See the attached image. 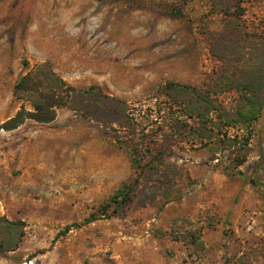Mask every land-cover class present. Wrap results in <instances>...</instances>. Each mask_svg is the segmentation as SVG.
I'll return each instance as SVG.
<instances>
[{
  "label": "rangeland",
  "instance_id": "1",
  "mask_svg": "<svg viewBox=\"0 0 264 264\" xmlns=\"http://www.w3.org/2000/svg\"><path fill=\"white\" fill-rule=\"evenodd\" d=\"M47 67L76 91L0 129V264H264V0H0V123Z\"/></svg>",
  "mask_w": 264,
  "mask_h": 264
},
{
  "label": "trees",
  "instance_id": "2",
  "mask_svg": "<svg viewBox=\"0 0 264 264\" xmlns=\"http://www.w3.org/2000/svg\"><path fill=\"white\" fill-rule=\"evenodd\" d=\"M170 11L175 16H179L182 14L180 7H171ZM166 87H168L169 89H177L187 92L191 91L195 96L196 101L192 105V111L188 113V116L192 117L193 115H195L198 118H202V120H206V123L204 124L210 122V127H207V125L200 127L197 135L200 136L201 140L204 138H208V133L211 132L213 127L216 126V128H219V126H217L210 118H208V115L210 114L212 109V104L206 96H204L203 94L199 95V91H192L187 86L176 82L168 83ZM75 91L76 89L74 87L64 82L49 67H47L45 72H43L42 70L27 72L14 84V92L17 95L28 94L27 97L29 98L28 100L32 105V110H27L25 109L24 105H21L20 109L17 110L13 116L0 123V129H15L22 123H24L26 119H31L39 123H49L53 121L56 117V108L65 106L71 95ZM195 92L197 94H195ZM250 103L253 104L252 102ZM263 106L264 98L261 100V102L258 103L256 108L252 107L250 110H238L234 112L237 117V120L235 121H243L248 125L255 120ZM230 123H227L226 125L223 124V126H230ZM218 135L225 137L227 136V133L226 131L219 132ZM250 135L251 134L249 133V131H246V133H243L241 135H234V137L238 138V140L233 143H237L239 147H249ZM244 160L245 153L242 152L240 154L238 164H241ZM113 198L114 202H121L125 199V197H123L118 201L117 196H114Z\"/></svg>",
  "mask_w": 264,
  "mask_h": 264
}]
</instances>
